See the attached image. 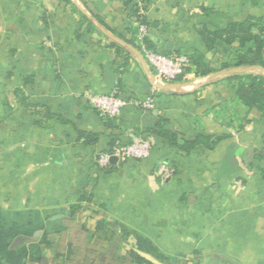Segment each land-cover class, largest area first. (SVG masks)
Here are the masks:
<instances>
[{"label": "crops", "instance_id": "0c3cea01", "mask_svg": "<svg viewBox=\"0 0 264 264\" xmlns=\"http://www.w3.org/2000/svg\"><path fill=\"white\" fill-rule=\"evenodd\" d=\"M251 18H264V0H0V264H38L39 227L117 232L132 264H264V112L240 89L264 69L236 67L247 48L208 49L199 33ZM141 19L157 51L213 71L190 61L152 110L140 105L152 94ZM87 94L127 104L104 119ZM161 121L179 146L221 141L185 153L153 133ZM135 140L150 142L148 159L99 169L101 154Z\"/></svg>", "mask_w": 264, "mask_h": 264}, {"label": "trees", "instance_id": "16d2710c", "mask_svg": "<svg viewBox=\"0 0 264 264\" xmlns=\"http://www.w3.org/2000/svg\"><path fill=\"white\" fill-rule=\"evenodd\" d=\"M133 3V2H131ZM132 10L135 15H137V5L132 4ZM142 24L148 23L145 19L139 21ZM149 27V26H148ZM253 28L257 29V33L253 32ZM135 36L138 34V28L134 32ZM200 35L203 42L208 49H212L216 41H222L226 45H233L238 42L241 48H247L245 54L239 55L237 58L236 67L241 66H255L264 69V18H251L245 23H232L226 28L218 30L216 32H211L206 28L200 30ZM137 42V41H136ZM147 47L151 50H156L152 43L147 40ZM138 49L140 47L138 44ZM157 51V50H156ZM167 55L166 53H163ZM168 56V55H167ZM191 63L195 66V73L201 77H206L213 71L210 70L203 59L199 56H193L189 58ZM227 66H224V69ZM241 89V100L247 104L248 107H257L261 112H264V77L263 76H251L249 78V83L246 86L240 87ZM164 122L161 121L159 126L153 130V133L159 137L165 138L169 141L171 146L178 147L182 152L190 153L197 147L204 145L206 148H211L216 145L221 140L219 138H209L206 141L200 139H191L189 142L185 143L183 146H179L170 132L164 128ZM81 138H85L89 141H94V137L91 134L79 132ZM99 167V166H98ZM112 168V165L109 169ZM101 170H105L99 167ZM78 209L77 206L74 210ZM72 222V220H71ZM72 229L67 234H72ZM73 234L77 237L84 236L79 230L74 231ZM51 235H61L58 233L44 235L46 246H50L51 240L49 237ZM112 240L110 245H105L102 240H97L95 243L88 242L81 244L79 247L76 246L73 256L70 257L68 264H132L131 258L129 256H119L115 255L117 247L125 242L123 236H116ZM81 238V237H79ZM83 240V239H82ZM39 264H48V259L42 257Z\"/></svg>", "mask_w": 264, "mask_h": 264}, {"label": "built area", "instance_id": "2783aa9c", "mask_svg": "<svg viewBox=\"0 0 264 264\" xmlns=\"http://www.w3.org/2000/svg\"><path fill=\"white\" fill-rule=\"evenodd\" d=\"M137 28V44L152 70V94L140 105L146 110H152L154 108V93L160 91L163 86L176 83L190 67V60L184 55L167 56L159 51L149 49L146 44L149 37V27L146 24L139 23ZM86 97L89 105L104 119L111 120L119 117L127 104L117 94H87ZM151 151L152 145L146 140H135L128 145L116 144L110 152L101 154L98 157L97 165L106 170L112 165V158L122 161L145 160L150 157Z\"/></svg>", "mask_w": 264, "mask_h": 264}, {"label": "rangeland", "instance_id": "374dc122", "mask_svg": "<svg viewBox=\"0 0 264 264\" xmlns=\"http://www.w3.org/2000/svg\"><path fill=\"white\" fill-rule=\"evenodd\" d=\"M110 168V167H109ZM108 168V169H109ZM106 169V170H108ZM42 228H38L37 231H34L33 234V239H35V243L38 244L36 248V251L34 253L35 255V261H39L40 258H42L43 256L46 257L48 259V264H68L70 257L73 256L74 254V248L76 246H80L81 244L83 245L84 243H90L93 242L95 243L97 240H102V243L105 245H110L112 243L113 238L115 237L114 235L116 234V236H122L119 233H114V234H109L106 237V234L103 233L102 234V238H95L94 237L91 239L89 236L84 235V236H75L72 232V234H64V235H51L49 237V239L51 240V245L50 246H46L45 245V239L44 236H42L41 231ZM124 237V236H123ZM127 236H125L124 238L126 239ZM83 239V240H82ZM124 243V242H123ZM122 243V244H123ZM120 244L115 252V255H119L121 256V252L119 250L120 246L122 245ZM69 245L71 250H69ZM37 259V260H36ZM39 259V260H38ZM165 260V259H164ZM173 260V259H172ZM172 260H165L164 262L167 264H170L169 262H171ZM175 262V261H174ZM39 264V263H38ZM177 264H184L178 261Z\"/></svg>", "mask_w": 264, "mask_h": 264}, {"label": "water", "instance_id": "95a60500", "mask_svg": "<svg viewBox=\"0 0 264 264\" xmlns=\"http://www.w3.org/2000/svg\"><path fill=\"white\" fill-rule=\"evenodd\" d=\"M261 70V69H260ZM262 72H264V70H261ZM152 77V76H151ZM163 88H167L166 86H163V87H161V89H163ZM117 161V158H112V160H111V163L112 164H115V162Z\"/></svg>", "mask_w": 264, "mask_h": 264}]
</instances>
